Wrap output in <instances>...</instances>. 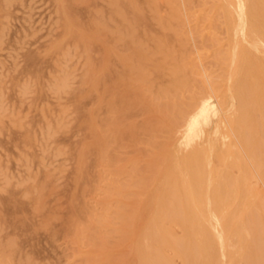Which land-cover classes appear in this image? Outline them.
<instances>
[{
  "label": "rangeland",
  "instance_id": "374dc122",
  "mask_svg": "<svg viewBox=\"0 0 264 264\" xmlns=\"http://www.w3.org/2000/svg\"><path fill=\"white\" fill-rule=\"evenodd\" d=\"M86 1L0 0V264H140L143 259H140L143 253L141 248L145 244L144 241L143 245L137 242L138 234H145L146 222L154 207L157 208L155 190L163 188L170 176L174 175L170 167L163 177L164 167L173 162V166L177 164L171 159L173 153L170 150V140L178 132L176 128L180 129L186 124L204 102L209 112L211 99L216 102L219 97L226 98L222 92L227 90L228 81L239 80L237 76L236 79L231 77L232 69L235 68L233 64L230 66L233 41L229 42V35L232 34L228 33L232 31L227 30L224 22V0ZM68 4L72 5L71 9ZM228 47L232 48L226 50ZM240 48L245 50L243 46ZM220 50L224 52L218 54ZM246 50L245 55L249 53V59H254L256 65L251 60L243 61L255 67L257 73L253 74L254 79L257 76V80H263L264 74L257 56L250 48L249 51L253 52V58H250L248 47ZM227 51H231V54L228 52L229 56ZM171 53L175 58L169 56ZM223 56L227 61L223 60ZM179 57L184 66L179 64ZM244 73L241 76L246 79L242 83L246 86L245 93L247 90L250 93H237L235 100L228 97V105H233V119L236 116L237 121L248 126L255 142V160L261 166V176L257 174L255 177V168L250 171L251 167H255V160L248 161L246 158L247 167L250 168L248 179L251 180L248 184L250 188L251 185L257 186L251 190L257 189V193L254 191L253 194H257L255 196L258 199L246 211L245 216L250 218L246 223L250 234L244 238L241 259H237L235 264H264V120L260 122L264 114H259L261 109L264 110V97L260 98L264 91L261 89V94L257 92L264 80L259 81L262 83L258 86L252 74ZM132 79L138 80L134 82ZM221 82H224L222 86ZM146 88L149 90L145 91ZM164 91L170 94L166 95ZM213 91H216V96L219 94L218 98ZM176 94L181 96L175 98ZM170 95L175 96L171 98ZM168 96L171 99H167ZM257 97L259 102L263 100L261 109ZM208 98L211 99L208 101ZM242 98L248 101L252 99L251 103L247 101L250 107L247 104L244 119L241 105L244 106L246 102L243 103ZM256 100L258 104H255ZM216 103L219 104L218 101ZM108 109L113 110L112 113ZM161 109L165 112L162 113ZM236 109L241 111V118ZM249 109L250 113L247 112ZM218 115H210L208 127L211 129L213 122L216 124L214 120L220 117ZM112 119L119 121L114 124ZM135 125L140 126L141 130ZM132 128H135L137 136L130 135ZM102 134L106 135L104 137L107 140ZM112 140L114 142H110ZM151 142L158 144L151 146ZM100 148L103 153L106 151L104 157H101ZM222 153L218 151V154ZM250 162L254 165L251 166ZM142 164L146 168L141 171ZM133 165H137V168L140 166V171L136 167L133 170ZM227 166L219 164L214 175L218 178L222 172L229 171L232 179H240L243 170H248L246 166L243 170L235 167L231 162ZM239 187H244V184L241 183ZM164 189L161 198L167 194H164ZM165 199L167 196L162 201ZM244 199L247 201L249 198L247 196ZM142 200L146 202L145 205L142 202L141 210ZM153 200L154 204L151 202ZM147 202L150 206L154 205L151 211L150 208L145 210ZM121 204H124L122 208ZM146 211L150 213L147 215ZM121 214L124 215L123 219ZM161 224L167 236H171L172 243L167 240L165 246H157L152 252L144 249L142 256L146 261L151 257L156 264H187L186 259L183 260L185 263L181 261L184 257L177 253L173 243L182 248L189 260L194 259L195 256L188 255L190 243L184 237V227L173 219L161 221ZM234 227L237 231V226ZM133 240L136 243L133 244ZM138 246H143L139 248V256ZM235 251L233 248L228 249V264L236 257Z\"/></svg>",
  "mask_w": 264,
  "mask_h": 264
},
{
  "label": "bare ground",
  "instance_id": "6f19581e",
  "mask_svg": "<svg viewBox=\"0 0 264 264\" xmlns=\"http://www.w3.org/2000/svg\"><path fill=\"white\" fill-rule=\"evenodd\" d=\"M68 1V0H66ZM85 1V0H83ZM89 0H87L86 2H88ZM162 1V0H161ZM221 1V0H219ZM218 1V2H219ZM70 2V1H69ZM78 2V1H77ZM117 2V1H115ZM74 3V2H73ZM171 3V2H170ZM191 3V2H190ZM127 4V2H126ZM224 4V15H225V20L224 22H226V28H228L227 30H231L230 32L231 33H228L229 34H232L229 35L231 38L229 42H231V40L233 41V51H227V53L231 52L230 54L232 55V63H230V66L231 64H233L235 67L234 69H232V73H231V77H235L237 76L239 80H236L237 82H233L231 80L228 81V87H227V90H224L222 92V95L223 97L224 96H227L226 98H221L220 97L218 98L217 96L219 95L217 92V96L214 94V92L216 91H213V94L219 99L217 100L219 102L216 103L214 101H212L211 98H208V101L209 99H211V108H210V113L208 112V110L206 109V102H204L202 104V106L197 110V112L194 114L193 117H191L189 119V121L186 123V124H183L180 129L179 128H176V130L178 131L177 132V135L170 140V150L172 151L173 153V156H172V160L176 161L175 162V166H173V163L169 164V165H166L163 169V177L164 175L167 173V170H169L168 168L172 169L174 172V175H171L170 178H169V181L163 186L164 189V194H167L165 195L164 198H166L167 196V199H165V201H162V199L164 200V198H161L162 197V189L163 188H158L155 190V198H156V202L158 203L157 205V208L155 209L154 207V210L153 212L150 214V218H149V221L146 222V232L144 235H141L142 232H141V236L138 234V236L141 238V240L139 241L138 239H140L138 237L137 239V242L140 243L141 245L145 244V247L143 246H138V250L139 252H137L138 256L140 255V249H142V252L141 253L142 255H144V249H148L149 252H152V250L155 249V247L157 246H160V245H163L165 246V244L171 242L170 241V238L171 236H167V233H166V229L164 228L163 224H161V221H167L168 219H173L175 221H177L178 223H180L182 225V227H184L185 229V232H186V236L185 239L189 241V251H188V255H193L195 256L194 259H191L189 260L187 255L183 252L182 248L178 247V245H174V243L172 244L173 247H175L176 251L178 254L181 255V257L183 258L181 261H183L184 259H186V262L187 264H228L229 261V257H228V249L229 248H233L235 249L236 251V257L234 259L231 260L230 264H235L236 261L240 260L241 259V255H240V250H242V248H244L245 246L242 247V242L244 240V238H246V236L248 237L249 236V230L247 228V222L249 221V219L245 216L246 215V211L247 209H249L253 203L256 201V196L257 194H253L256 192V190H251L253 189V187H257V186H252V188H250V184H248V182H250L251 180L248 179V176L250 174L249 172V167H247V162H246V158L247 160L249 161H254L255 160V142L254 140H252V136H251V133L250 131L247 129V127L245 126V123H241L240 121H237L236 116L235 118L233 119L232 117V113L231 112L233 110V105H231V103L228 105V100L229 98H231L232 100H235L237 99V93L239 95V93H245L246 91V86L242 83L243 82V79H246L243 78V74L244 71L252 74V78L254 77L253 74L255 75L257 72L255 71V67L254 66H250L248 63L244 62L243 60H251L252 63H254V59H249V53H247L248 57L245 55V52L247 51V47H248V51L250 48H252V51H254V54L255 56H257V62L260 66V70L262 71V73L264 74V65L262 64V58L264 57V0H224L223 2ZM60 5V4H59ZM67 5V3H66ZM65 5V6H66ZM70 9H71V6L70 4H68ZM74 7L75 4H73ZM118 5V4H117ZM116 5V6H117ZM162 5V3H161ZM4 6V5H3ZM78 6V5H77ZM115 6V7H116ZM174 6V4H173ZM85 7V6H84ZM83 7V8H84ZM175 7V6H174ZM178 7V6H177ZM220 7V6H219ZM79 8V6H78ZM63 9H66L63 7ZM69 9V8H68ZM80 9V8H79ZM78 9V10H79ZM119 9V8H118ZM221 9V7H220ZM218 9V11L220 10ZM61 10V9H60ZM121 10V9H120ZM176 10V9H175ZM222 10V9H221ZM71 10H69L70 12ZM80 11V10H79ZM83 11V10H82ZM86 11V10H84ZM177 11V10H176ZM205 11V10H204ZM66 12V10L64 11ZM81 12V11H80ZM153 12V11H152ZM181 12V10H180ZM68 13V11L66 12ZM78 14V12H75ZM176 15H177V12H175ZM174 13V14H175ZM122 14V13H121ZM120 14V15H121ZM86 15V14H85ZM119 15V16H120ZM171 15V14H170ZM180 15V14H179ZM223 15V14H222ZM79 16H80V13H79ZM173 17V15H171ZM203 16V15H202ZM63 17V16H62ZM70 17H72V15H70ZM198 17V16H197ZM212 17V16H211ZM224 17V16H223ZM185 18V17H184ZM147 19V18H146ZM174 19V18H173ZM126 20V19H125ZM83 21V20H82ZM148 21V20H147ZM165 21V20H164ZM176 21V20H175ZM158 22V21H157ZM211 22V21H210ZM147 23V22H146ZM165 24V23H164ZM212 24V23H211ZM85 25V24H84ZM148 25V24H147ZM167 25V24H166ZM154 25L152 24V27ZM169 26V25H168ZM132 27V26H131ZM88 29V28H87ZM134 28H132V31ZM137 30V29H136ZM227 35V36H228ZM73 36V35H72ZM131 36V34H130ZM228 39V40H229ZM228 42V41H227ZM228 42V43H229ZM93 43V42H92ZM137 43V42H136ZM137 45V44H135ZM229 45H231L229 43ZM244 47L245 50H241L240 47ZM183 47V46H182ZM231 47V48H232ZM250 47V48H249ZM93 48V47H92ZM91 48V50H92ZM230 47H228L226 50H230L231 49ZM162 49V47H161ZM243 49V48H242ZM144 50V49H143ZM164 50V49H163ZM225 50V49H223ZM99 51V50H98ZM167 52H169L167 49H166ZM251 50L249 51L250 52V55L253 53ZM173 52V51H172ZM220 53L218 54H221V50L219 51ZM224 52V51H223ZM222 52V53H223ZM252 52V53H251ZM164 53V52H163ZM229 53L227 56H229ZM94 55V54H93ZM162 55V54H161ZM230 55V56H231ZM169 56H172V53L171 55L169 54ZM245 56L247 57V59L245 58ZM173 57V56H172ZM191 57V56H190ZM189 57V58H190ZM224 57V56H223ZM222 57V58H223ZM175 58V57H173ZM221 58V57H220ZM245 58V59H244ZM250 58H253L252 55ZM255 58V57H254ZM38 59V58H37ZM165 59H166V55H165ZM172 59V58H171ZM177 59V58H176ZM179 60V64L181 66H184V64H182L181 60H180V57L178 58ZM183 59V58H182ZM226 58L224 57L223 60H225ZM170 60V59H169ZM173 60V59H172ZM184 60V59H183ZM182 60V61H183ZM187 60L188 62V59H185ZM230 60V62H231ZM176 60L174 59V62ZM194 61V60H193ZM222 61V60H221ZM227 61V59H226ZM263 61H264V58H263ZM130 62V61H129ZM184 62V61H183ZM224 62V61H222ZM244 62V64H243ZM131 63V62H130ZM221 63V62H220ZM226 62H224L225 64ZM241 63H242V66H241ZM171 65V63H168ZM178 64V63H177ZM175 64V65H177ZM249 65V67L246 68V65ZM256 65V62L254 63ZM194 65V64H193ZM228 65V64H227ZM132 66V65H131ZM223 66V65H221ZM245 66V67H244ZM133 67V66H132ZM231 67V68H233ZM137 68V67H136ZM184 68V69H183ZM182 69L183 70H186L185 67H183ZM226 68V67H224ZM245 68V70L243 71V69ZM133 69V68H132ZM140 70V68H137V70ZM181 69V70H182ZM228 69V68H227ZM93 70V68H92ZM138 70V71H139ZM195 70V69H194ZM128 71V70H127ZM144 71V70H143ZM193 71V70H192ZM196 71V70H195ZM226 71V70H225ZM142 72V70L140 71ZM180 73H182L180 70H179ZM194 72V71H193ZM193 72H192V75H193ZM197 72V71H196ZM230 67H229V73H230ZM256 72V73H255ZM144 73V72H142ZM188 73V71H187ZM191 73V71L189 72ZM224 73V72H223ZM247 73V74H248ZM261 73V72H260ZM260 73L258 76H260ZM126 74V73H125ZM128 74V73H127ZM126 74V75H127ZM155 74V73H154ZM171 74H172V71H171ZM245 74V73H244ZM135 75V74H134ZM137 75V74H136ZM143 75V74H142ZM182 75V74H181ZM184 75V74H183ZM200 76V73L198 74ZM208 75V74H207ZM219 75V74H218ZM223 75V74H221ZM240 75V76H239ZM242 75V76H241ZM185 76V75H184ZM183 76V77H184ZM191 76V75H189ZM188 76V77H189ZM203 75H201L202 77ZM217 76V75H216ZM229 75H227L228 77ZM130 77V76H129ZM180 77V76H179ZM195 77V76H194ZM193 77V78H194ZM208 77V76H207ZM206 77V79H207ZM225 77V75H224ZM242 77V78H241ZM250 77V76H249ZM263 77V76H261ZM103 78V77H102ZM119 78L120 80H122L119 75ZM209 79L211 78L210 76L208 77ZM214 78V77H213ZM229 78V77H228ZM260 78V77H259ZM192 79V78H191ZM190 79V80H191ZM216 79V78H215ZM227 79V78H226ZM225 78L223 80H226ZM236 79V77H235ZM254 79V78H253ZM262 79V78H261ZM257 80V76L256 78L254 79L257 83L258 86H261L260 83L263 82V80ZM133 80V79H132ZM131 80V81H132ZM138 79H136L137 81ZM141 80V79H140ZM197 80V78H196ZM134 82H136L135 80H133ZM227 81V80H226ZM259 81H262V82H259ZM174 82V81H173ZM177 82L180 83V81L177 80ZM182 82V81H181ZM190 82V81H189ZM192 82L191 81V85H192ZM204 82V81H203ZM130 83V82H129ZM133 83V82H132ZM184 86H186V80L184 78ZM183 83H180L183 85ZM214 83V81H213ZM212 83V84H213ZM215 83L216 80H215ZM224 82H221V86ZM226 83V82H225ZM233 83H236L238 85L234 86ZM242 83V84H241ZM137 84V83H136ZM145 84V83H144ZM196 83H194L195 85ZM203 84V83H202ZM227 84V83H226ZM254 84V83H253ZM131 85V83H130ZM181 85V86H182ZM216 85V84H215ZM214 85V89L216 88ZM225 85V84H224ZM240 85V86H239ZM148 86V85H147ZM172 86V85H171ZM179 86V87H181ZM189 86H190V83H189ZM193 86V85H192ZM192 86L190 89H192ZM205 86V84H204ZM238 86V87H237ZM255 86V85H254ZM174 88H176V86H172ZM195 87V86H194ZM211 87V86H210ZM220 89L221 87L218 86ZM224 87V86H223ZM237 87V88H236ZM256 87V86H255ZM254 87V88H255ZM264 87V82L262 83V87L257 91L261 94L262 91H264L263 89ZM150 88V87H149ZM178 88V87H177ZM185 88V87H184ZM187 88H189L187 86ZM202 88V87H201ZM213 88V87H212ZM218 88V89H219ZM173 89V88H172ZM207 89V87H206ZM205 89V90H206ZM219 89V91H220ZM248 89V88H247ZM262 89V91H260ZM149 90V89H148ZM147 88L145 91H148ZM163 90V89H162ZM166 90V88L164 89ZM179 90V89H178ZM182 90V89H181ZM188 90V89H187ZM217 90V88H216ZM222 90V89H221ZM237 90V91H236ZM256 91V89H254ZM176 92V90H174ZM183 91V90H182ZM189 91V90H188ZM186 91V92H188ZM209 91V90H207ZM218 91V90H217ZM254 91V92H255ZM161 92V91H160ZM166 92V91H164ZM174 92V93H175ZM221 92V91H220ZM249 92V90H247V92L245 94H247ZM253 92V93H254ZM152 93V92H151ZM191 93V92H190ZM199 93V92H198ZM205 93V92H204ZM210 93V92H208ZM250 93V92H249ZM137 94V92H136ZM158 94V93H157ZM156 94V95H157ZM167 94H170L168 92H166V95ZM173 94V93H172ZM171 94V95H172ZM259 94V96H260ZM78 95V94H77ZM122 95V94H120ZM162 95V94H161ZM165 95V94H164ZM170 97L172 98L173 96ZM180 95V94H179ZM192 95V94H191ZM213 95V96H214ZM255 95V93H254ZM263 92L260 96L261 99H263L264 96ZM158 96V95H157ZM181 96V95H180ZM179 96V97H180ZM185 96V95H184ZM193 96V95H192ZM253 96V95H252ZM87 97V96H86ZM166 96H164L165 98ZM169 96L167 97L170 98ZM178 97V95L176 94L175 98ZM178 97V98H179ZM229 97V98H228ZM243 97V96H242ZM255 98V96H253ZM127 97L123 98V99H126ZM155 98V97H154ZM157 98V97H156ZM155 98V99H156ZM159 98V97H158ZM162 98V97H161ZM170 98V99H171ZM177 98V100H178ZM187 98V97H186ZM228 98V99H227ZM244 98H247V96ZM242 98L243 100V103H245L244 106L241 105V108H243V113L242 115L240 114L241 111H238L236 109V111L239 113V117L244 119V116H245V113H246V107H247V104H249V107H250V103L252 101V99L254 98H250L251 100H247V99H244ZM258 98V97H257ZM129 99V98H128ZM153 99V98H152ZM181 99V98H180ZM185 99V98H184ZM225 99H227L225 101ZM256 99V98H255ZM80 100V99H79ZM87 100V99H86ZM122 102L123 100L120 99ZM163 100V99H161ZM176 100V102H177ZM207 101V99H205ZM129 102V100H127ZM185 101V100H184ZM187 101V100H186ZM191 101V100H189ZM250 102V103H247ZM255 101V100H254ZM261 101V100H260ZM263 101V100H262ZM261 102H259V98H258V103H257V100L255 102V104L257 103L259 106H260V109L261 107L263 108V104L261 105ZM156 102V101H155ZM168 102V101H167ZM181 102V101H180ZM232 102V101H231ZM84 103V102H83ZM82 103V104H83ZM110 103V102H109ZM120 103V101H119ZM118 103V104H119ZM162 103V102H161ZM169 103V102H168ZM168 103H166L168 105ZM179 103V101H178ZM184 103V102H183ZM112 103H110V106H111ZM114 104V103H113ZM116 104V103H115ZM142 104V103H141ZM254 104V105H255ZM85 105V104H84ZM87 105V104H86ZM117 105V104H116ZM164 105V104H163ZM177 105V103H176ZM235 105V104H234ZM253 105V104H252ZM257 105V106H258ZM81 106V105H80ZM113 106V105H112ZM152 106V105H151ZM169 106V105H168ZM178 106V105H177ZM82 107V106H81ZM83 108V107H82ZM110 108H113V107H110ZM155 108L157 109L158 107L155 105ZM164 108V107H162ZM236 108V107H235ZM248 108V107H247ZM259 108V107H258ZM130 109V108H129ZM140 109V108H139ZM138 109V110H139ZM159 109V108H158ZM170 109V107L168 108ZM178 109V108H177ZM182 109V108H181ZM184 109V108H183ZM259 109V110H260ZM110 111V109H108ZM113 110H115L113 108ZM112 110V111H113ZM137 110V111H138ZM180 111V109H178ZM241 110V109H240ZM258 110V111H259ZM108 111V112H109ZM112 111H110L112 113ZM131 111V110H130ZM129 113H132L130 112ZM161 111H163V109H161ZM170 111V110H169ZM182 111V110H181ZM180 111V112H181ZM184 111V110H183ZM261 113L259 112V114H264L263 113V109H261ZM122 112V111H121ZM120 112V114H121ZM154 112V111H153ZM165 110L162 112L164 113ZM177 112V110H176ZM221 114H220V113ZM236 112V113H237ZM247 112L250 113V109L247 110ZM83 113H84V110H83ZM128 113V112H127ZM96 114V113H95ZM219 114L218 116H220L217 120H214L216 121V124L215 122L214 125H213V128L215 127L214 130H212L210 127H208V125L210 124L209 122V118H210V115L211 116H214V115H217ZM257 114V113H256ZM258 114V116H259ZM165 115V114H164ZM169 115V114H168ZM177 115V114H175ZM250 115V114H249ZM253 115V113H252ZM78 116H79V113H78ZM159 116V115H158ZM264 115H261V121H263V117ZM108 117V116H107ZM160 117V116H159ZM173 117V116H172ZM215 117V116H214ZM238 117V116H237ZM254 117V116H252ZM80 118V117H79ZM131 118V117H130ZM161 118V117H160ZM168 118V116H167ZM213 118V117H212ZM110 119V118H109ZM107 119V120H109ZM239 119V118H238ZM114 121V124L117 122L118 119H112ZM168 120V119H167ZM113 121H111V125L113 123ZM119 121V120H118ZM244 121V120H242ZM254 123H255V127H257L256 125V122H255V119L253 120ZM110 122V120H109ZM212 122V121H211ZM219 122V123H218ZM105 123V122H104ZM106 124V123H105ZM120 124V123H119ZM170 124V123H169ZM107 125H108V121H107ZM140 125V124H139ZM171 125V124H170ZM262 125H263V129H264V123L262 122ZM119 126V125H118ZM134 126V125H133ZM141 126V125H140ZM140 126H136L137 128H139ZM144 126V125H143ZM141 126V127H143ZM174 126V125H173ZM210 126V125H209ZM100 127V126H99ZM141 127H140V130H141ZM150 127V126H149ZM148 127V130L152 127V123H151V127L149 128ZM172 127V126H171ZM212 127V126H211ZM155 127L152 128V130L154 129ZM161 127H159L160 129ZM175 128V127H174ZM208 128H210V132L208 131ZM121 129V128H120ZM125 129V128H124ZM147 129V128H146ZM145 129V130H146ZM158 129V128H157ZM156 129V130H157ZM158 129V130H159ZM179 129V130H178ZM259 128L257 127V130ZM133 130V131H132ZM132 133H130V135H133L136 133L134 132L135 128L133 129L132 128ZM139 130V129H138ZM161 130V129H160ZM172 130V129H171ZM170 130V131H171ZM101 131V130H100ZM112 131V130H111ZM121 131H124L121 129ZM143 131H144V128H143ZM151 131V130H150ZM150 134L151 135V133ZM213 131V132H212ZM134 132V133H133ZM146 132V131H144ZM212 132V133H211ZM105 133V132H104ZM110 133V132H109ZM120 133V131L118 132ZM263 133V131H262ZM107 136H108V133L106 132ZM155 134V133H154ZM114 135V134H113ZM112 135V136H113ZM159 135V134H158ZM264 136V133L262 134ZM102 136H106V135H103ZM115 136V135H114ZM121 135H119L118 137H120ZM154 136V135H153ZM116 137V138H118ZM105 138V137H104ZM103 138V139H104ZM113 138V137H111ZM133 138V137H132ZM137 139H139L138 137H135ZM134 138V139H135ZM143 138V137H141ZM264 138V137H263ZM120 139V138H119ZM118 139V140H119ZM135 140V141H138V140ZM145 139V138H144ZM143 139V140H144ZM105 140H107V137L105 138ZM114 140V139H113ZM110 141V142H114V141ZM117 140V139H116ZM115 140V142H117ZM264 140V139H263ZM104 141V140H103ZM140 141V140H139ZM145 142H148L146 140H144ZM156 141V140H155ZM107 142V141H106ZM105 142V143H106ZM122 142V140H121ZM104 143V147H106ZM108 143V142H107ZM106 143V144H107ZM144 143V142H142ZM155 142H151V146H153ZM118 144V143H117ZM158 144V143H155L154 146ZM110 145V144H109ZM108 145V146H109ZM121 145V143L119 144ZM118 145V146H119ZM123 145V143H122ZM126 145V143H125ZM169 145V144H168ZM103 148V147H102ZM100 148V152L101 155H103V149L105 148ZM109 148V147H108ZM113 148V147H112ZM102 150V151H101ZM114 150V149H113ZM110 151V150H109ZM153 151V150H151ZM218 151H222L223 153L222 154H218ZM170 152V151H169ZM169 152H167V154H170ZM108 153V152H107ZM145 154V153H143ZM100 155V156H101ZM99 156V160L101 157H104ZM144 156V155H143ZM169 155H167L168 157ZM264 155H262V159ZM108 157V156H107ZM98 158V157H96ZM118 158V157H117ZM116 158V159H117ZM155 159V158H154ZM111 160V159H110ZM146 160V159H145ZM97 162V161H96ZM100 162V161H99ZM143 162V161H142ZM232 163L234 164V166H238V167H241V169L243 170L244 166H246L245 169L248 168V170H243L244 173L242 175V178L239 179L238 178H231L230 175L228 174L229 171L227 172H222L221 170V174L218 175L219 177L217 178L216 175H214V171H215V168H218L217 166H219V164H224L227 166L228 163ZM261 162V161H260ZM252 163V165H251ZM255 167L253 166L254 163L253 162H250V165L253 166L251 167V170L252 171V168H255L256 170H253V173L254 175H256L255 177H257V174L259 176H261V166L259 165V163L256 162L255 160ZM264 164V163H263ZM141 165V164H140ZM143 165V164H142ZM149 165V164H147ZM163 165V164H162ZM134 166V165H133ZM131 166V168L133 167ZM137 165L134 166L133 170L135 169ZM235 166V167H236ZM130 167V166H129ZM139 168L136 167V169L138 171H140V166H138ZM221 167V166H220ZM219 167V168H220ZM223 167V166H222ZM228 167V166H227ZM130 168V169H131ZM144 168H146V166L143 165V167H141V171L142 169L145 170ZM176 168V169H175ZM229 168V167H228ZM221 169V168H220ZM231 169V167H230ZM237 169V168H236ZM236 169H232V170H236ZM147 170V169H146ZM161 170V169H159ZM228 170V169H227ZM238 170V169H237ZM149 171V170H147ZM218 171V170H217ZM225 171V169H224ZM136 171H132V173H134ZM239 171H237L236 173L238 174ZM256 172V174H255ZM159 173V172H158ZM233 173V172H232ZM131 174V173H130ZM160 174V173H159ZM219 174V173H218ZM234 174V173H233ZM235 174V175H237ZM241 175V174H240ZM252 175V173H251ZM250 175V176H251ZM253 175V176H254ZM129 176V175H127ZM131 176V175H130ZM238 176V175H237ZM79 177V176H77ZM100 177V176H99ZM158 177V175H157ZM241 177V176H240ZM254 177V178H255ZM162 178V177H161ZM260 178V177H258ZM141 179V178H140ZM165 179V178H164ZM252 179V178H251ZM157 180V179H156ZM162 180V179H161ZM249 180V181H247ZM264 180V179H263ZM262 180V181H263ZM114 181V180H113ZM137 181L139 182L140 180L137 179ZM164 181V180H162ZM136 182V180L134 181ZM137 182V184H138ZM141 182V181H140ZM160 182V181H159ZM256 182V181H255ZM255 182H252V183H255ZM122 183V182H121ZM142 183V182H141ZM148 183V182H147ZM146 183V184H147ZM162 183V182H161ZM243 183L244 184V187L240 188V184ZM120 184V182H119ZM128 184V183H127ZM134 184V183H133ZM133 184H129V185H132ZM135 183V186L137 185ZM257 184V183H256ZM255 184V185H256ZM259 184V183H258ZM257 184V185H258ZM263 184H264V181H263ZM116 185V183H115ZM122 187H125V185L123 186V184H121ZM158 185H160V183H158ZM163 185V184H162ZM160 185V186H162ZM119 186V185H118ZM121 187V188H122ZM130 187V186H129ZM156 187V186H155ZM120 188V187H119ZM148 188V187H147ZM123 189V188H122ZM151 189V188H150ZM259 189V187H258ZM121 190V189H120ZM106 191V189H105ZM151 191V190H149ZM255 191V192H254ZM130 192V191H129ZM107 193V192H105ZM252 193V194H251ZM257 193V192H256ZM259 194V193H258ZM117 195V194H116ZM147 195H150V194H147ZM146 195V196H147ZM152 195V194H151ZM118 196V195H117ZM164 196V195H163ZM245 196V197H244ZM248 196L249 199H246L247 201H245L244 198H246ZM153 196H151L152 198ZM145 198V197H144ZM144 198H142L144 200ZM241 199V200H240ZM242 199H244L242 201ZM143 200L141 201L140 205L142 204ZM151 200V199H150ZM159 200L160 203L158 202ZM236 200L239 202L237 203ZM6 201V200H5ZM147 201V199H146ZM144 201V202H146ZM128 202V201H127ZM143 202V203H144ZM153 202L154 204V200L151 201ZM150 202V203H151ZM42 205V204H40ZM108 205V204H107ZM122 205L124 204H121V208L123 207ZM126 205V204H125ZM145 205V203H144ZM117 206V204H116ZM142 206V205H141ZM140 206V208H141ZM149 206V207H147ZM147 206L145 208V210L147 208H150V211H151V206H154L151 204L148 205V202H147ZM156 206V204H155ZM118 207V206H117ZM41 208V207H40ZM119 208V207H118ZM120 208V209H121ZM126 208V207H125ZM105 209V208H104ZM143 209V206L141 208V210ZM85 210V209H84ZM140 210V211H141ZM144 210V211H145ZM115 212V210H113ZM150 211H146L147 213L145 214H149ZM120 212V211H119ZM142 212V211H141ZM249 213V212H248ZM142 213H140L141 215ZM144 214V215H145ZM102 216V215H101ZM113 216V215H112ZM121 216V219H123L122 216L124 215H120ZM120 216L119 219H120ZM249 216V214H248ZM94 217V216H93ZM106 217V216H105ZM116 217V218H118ZM141 217V216H140ZM257 218V217H256ZM115 219V218H114ZM141 219V218H140ZM139 219V220H140ZM145 219V218H144ZM91 220V219H90ZM94 220V219H93ZM109 221V220H108ZM43 222V221H42ZM80 221L78 220V223ZM139 223V221H136ZM81 223V222H80ZM92 223V222H91ZM135 223V222H134ZM137 223V224H138ZM77 224V223H76ZM74 224V225H76ZM168 224V223H166ZM45 225V224H44ZM142 225V224H141ZM237 226V231H235V227L234 226ZM79 226V225H78ZM76 226V227H78ZM135 226H137L135 224ZM143 226V225H142ZM176 226V225H175ZM253 226V225H252ZM179 227V225H178ZM177 227V228H178ZM79 228V227H78ZM99 228V227H98ZM135 228V227H134ZM74 229H76L74 227ZM175 230V228H173ZM180 229V228H179ZM183 229V228H182ZM77 230V229H76ZM143 230V229H142ZM181 230V229H180ZM118 231V230H117ZM135 231V230H134ZM177 231V230H176ZM184 231V230H182ZM235 231V233L233 234V232ZM79 232V230H78ZM175 232V231H174ZM177 232L180 233V231L178 230ZM176 232V233H177ZM200 232V233H199ZM183 233V232H182ZM166 234V235H165ZM165 235V236H163ZM91 236V235H89ZM180 236V235H179ZM264 236V235H263ZM133 237H134V234H133ZM135 238V237H134ZM134 238H131V239H134ZM130 239V240H131ZM168 240V241H167ZM184 240V238H183ZM182 240V241H183ZM246 242H247V239H245ZM134 241V240H133ZM144 241V243L142 244V242ZM136 243L135 241L133 242V244ZM137 243V244H138ZM172 243V242H171ZM245 243V242H244ZM127 245V244H125ZM139 245V244H138ZM244 245V244H243ZM13 247V245H11ZM136 246V244H135ZM10 247V246H9ZM130 248V247H129ZM133 249V247H132ZM146 249V250H147ZM249 249V248H248ZM129 250V249H128ZM232 250V249H231ZM233 251V250H232ZM187 252V251H186ZM140 255V259L143 258L141 261H140V264H144V262L146 261V258H144V256ZM147 254H145L146 256ZM235 255V254H234ZM149 256V255H148ZM147 256V259H149L148 261H146L145 264H148V262L150 261L149 264H156L155 262V259L154 258H151L149 257L148 258ZM253 256V255H252ZM259 256V255H258ZM131 258V257H130ZM173 258V257H172ZM181 259V258H180ZM238 259V260H237ZM139 260V258L137 259ZM131 261V260H130ZM228 261V263H227ZM250 261H252V259H250ZM255 261V260H253ZM138 262V261H137ZM178 262V261H177ZM184 262V261H183ZM185 263V262H184ZM244 263V262H243ZM253 263V262H251ZM134 264V262H133ZM139 264V263H138ZM240 264V262H239ZM242 264V263H241ZM246 264V263H245Z\"/></svg>",
  "mask_w": 264,
  "mask_h": 264
}]
</instances>
